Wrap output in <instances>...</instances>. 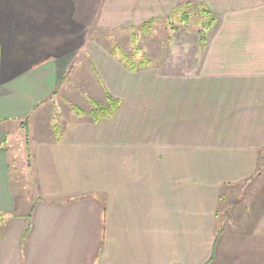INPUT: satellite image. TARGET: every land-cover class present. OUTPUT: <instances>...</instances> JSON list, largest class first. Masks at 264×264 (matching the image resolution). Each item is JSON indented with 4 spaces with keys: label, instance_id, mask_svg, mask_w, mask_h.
<instances>
[{
    "label": "crops",
    "instance_id": "0c3cea01",
    "mask_svg": "<svg viewBox=\"0 0 264 264\" xmlns=\"http://www.w3.org/2000/svg\"><path fill=\"white\" fill-rule=\"evenodd\" d=\"M135 30L168 35L131 71L112 47ZM0 45V264H264V0H0ZM81 58L92 105L121 102L97 123L58 101Z\"/></svg>",
    "mask_w": 264,
    "mask_h": 264
},
{
    "label": "rangeland",
    "instance_id": "374dc122",
    "mask_svg": "<svg viewBox=\"0 0 264 264\" xmlns=\"http://www.w3.org/2000/svg\"><path fill=\"white\" fill-rule=\"evenodd\" d=\"M188 19H190L188 21V25L185 23V26L187 25L188 29L200 27V20L197 21L194 19V17H189ZM141 32L142 31L137 32L135 30V37L137 36L135 40H137L139 37L140 38L139 40L134 41V43H130L133 41H131L130 33L119 34L118 44L121 45L119 47L121 50L118 53H125L127 56L135 58L136 61H139L143 56V52H147L148 49L151 51V53H153V56L160 53L161 50L155 46H152L155 43L153 40H164L165 36L168 34H162L161 32H159L161 33L159 34L157 31L151 37L150 34L147 35ZM169 34L171 35V33ZM100 38L104 43H106V45H109L110 47L112 46L111 43L114 41L117 42V40H114L113 37V42H111V38V41L108 40L107 35L104 33L100 34ZM152 47H155L156 49L154 48L155 50H152ZM137 52L139 53L138 55L136 54ZM68 88L73 90V95L68 97L61 96L58 98V101H65L66 99L69 101V104L65 101L64 109L72 111V106L77 105V111H79V114L88 117L87 119L91 118L90 111L93 106L92 102L93 99L98 97L100 89L98 87L97 76L94 72L93 66L91 63L87 62V59L81 58L80 61L74 65L72 71L70 72V76L64 81L61 90ZM68 110H64L65 115L67 114ZM44 131L45 132H41L42 135L43 133L48 136L52 135V133L48 132L49 130ZM29 132L30 134L26 128L21 129L19 125H14L10 129L9 134V137L12 138V141L9 138L10 141L7 144V149L9 150L11 159L12 186L17 197V202L19 203L20 212L31 209L33 202L38 199L36 176H34L33 172L28 168L29 161L27 142L30 137H33L32 129H30ZM228 203L229 205H236V200H230Z\"/></svg>",
    "mask_w": 264,
    "mask_h": 264
},
{
    "label": "trees",
    "instance_id": "16d2710c",
    "mask_svg": "<svg viewBox=\"0 0 264 264\" xmlns=\"http://www.w3.org/2000/svg\"><path fill=\"white\" fill-rule=\"evenodd\" d=\"M144 27V26H143ZM210 27V25H207L203 31L200 33V39L202 41H205L206 39V30ZM134 41L135 38H134ZM112 47V52L120 51V48ZM140 52V51H139ZM139 54L138 52L136 53ZM123 62L125 65L129 68L131 71H137L141 67L147 65L146 61L147 59L144 57V59L140 62L136 61L135 58L127 56L125 53H121ZM0 58H1V45H0ZM121 102L112 96L107 97L106 103H94L92 106V109L90 111L91 120L95 123L100 122L102 120L108 119L112 117L118 108L120 107ZM2 216L0 215V221Z\"/></svg>",
    "mask_w": 264,
    "mask_h": 264
}]
</instances>
